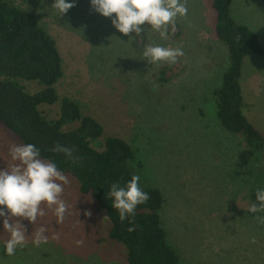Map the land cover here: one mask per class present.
<instances>
[{"label": "rangeland", "instance_id": "rangeland-1", "mask_svg": "<svg viewBox=\"0 0 264 264\" xmlns=\"http://www.w3.org/2000/svg\"><path fill=\"white\" fill-rule=\"evenodd\" d=\"M7 1L32 12L55 38L64 69L56 84L60 99L78 101L96 118L102 141L119 136L135 149L140 183L164 195L162 226L180 264H264V223L257 220L264 214L248 211L255 189H264V150L241 165L244 137L225 129L217 116L214 92L230 60L216 32L212 0H185L188 13L176 18L167 40L146 24L139 44L127 41L89 0H75L62 16L53 0ZM231 14L264 47V0H232ZM150 45L180 48L183 55L172 64H151L142 56ZM240 83L246 115L264 135V57L248 47ZM25 86L31 93L41 89L33 82ZM40 108L55 119L61 101ZM13 144L23 143L0 121V168L18 163L9 154ZM64 175L63 221L57 222L55 206L41 204L45 215L34 224L22 220L27 243L12 256L3 251L10 234L0 222V264H128L125 247L109 236L106 210ZM41 227L48 240L37 247L32 241Z\"/></svg>", "mask_w": 264, "mask_h": 264}, {"label": "trees", "instance_id": "trees-1", "mask_svg": "<svg viewBox=\"0 0 264 264\" xmlns=\"http://www.w3.org/2000/svg\"><path fill=\"white\" fill-rule=\"evenodd\" d=\"M231 4L232 0H212L217 13L216 32L227 45L230 60L214 93L223 127L244 137L239 160L247 167L264 150V135L246 115L240 83L244 49L248 47L264 57V47L248 26L234 20ZM63 75V57L55 38L32 12L0 0V121L23 144H35L44 160L54 161L63 174L73 176L81 192L91 195L106 210L111 223L109 236L125 247L128 264H180L162 226L160 210L165 199L161 189L143 186L139 181L149 199L137 206L131 222H121L118 211L111 206V184L123 186L136 174V151L119 136H107L102 141V124L85 114L78 101L60 99L56 84ZM161 79L167 81L164 76ZM26 82L37 83L41 89L31 93ZM58 100L60 114L49 119L40 107ZM57 144L71 149L72 156L53 151Z\"/></svg>", "mask_w": 264, "mask_h": 264}, {"label": "clouds", "instance_id": "clouds-1", "mask_svg": "<svg viewBox=\"0 0 264 264\" xmlns=\"http://www.w3.org/2000/svg\"><path fill=\"white\" fill-rule=\"evenodd\" d=\"M91 8L103 17L109 18L119 33L128 37L127 41L140 43L141 34L146 33L144 25L159 33L162 40H167L170 27H174L177 17L188 13L185 0H89ZM75 0H53L54 7L60 16L68 12ZM115 14V15H113ZM180 48L162 45L145 46L142 56L151 64L175 63L182 56ZM53 151L72 156V150L57 144ZM13 161L10 168H0V222L3 230L10 236L3 242V251L7 256L15 254L18 247L26 246V228L22 220L35 223L38 217L45 215L41 204L53 208L57 222L64 219L67 211L65 202L61 199L68 178L59 170L54 161H46L41 157V150L33 143L13 144L9 148ZM140 176L133 174L123 186L118 182L111 184L108 197L111 206L119 213L121 222L136 213L138 205L148 201L149 195L139 185ZM255 202L248 211L264 214V189H255ZM259 201V204L256 203ZM264 223V215L257 216ZM130 231L134 230L132 227ZM45 229L36 233L32 243L39 247L47 243ZM77 244L82 241H77Z\"/></svg>", "mask_w": 264, "mask_h": 264}]
</instances>
